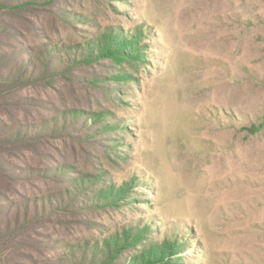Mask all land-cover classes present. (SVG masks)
Wrapping results in <instances>:
<instances>
[{"label":"rangeland","instance_id":"rangeland-1","mask_svg":"<svg viewBox=\"0 0 264 264\" xmlns=\"http://www.w3.org/2000/svg\"><path fill=\"white\" fill-rule=\"evenodd\" d=\"M58 1L16 19L13 50L134 40L121 62H80L28 88L41 105L23 122L82 112L45 137L32 163L70 166L63 176L83 177L90 195L108 185L124 191L119 206L52 214L62 223L42 232L55 248L33 260L62 258L76 242L125 228L145 232L140 248L170 246L174 264H264V0ZM69 182L37 181L25 193ZM32 262L0 253V264Z\"/></svg>","mask_w":264,"mask_h":264},{"label":"trees","instance_id":"trees-1","mask_svg":"<svg viewBox=\"0 0 264 264\" xmlns=\"http://www.w3.org/2000/svg\"><path fill=\"white\" fill-rule=\"evenodd\" d=\"M58 0H0V253L9 250L12 257L23 256L33 261L32 264H174L170 254L174 251L158 244L138 245L144 240L145 232L140 229H125L92 245L75 243V248L68 250L62 258L51 261L33 260V253L54 250L55 241L42 229L56 226L61 221L51 218L52 214L65 213L67 207L77 211L84 208L119 206V194L110 185L99 187L91 195L83 177H64L70 166L32 163L45 153L46 136L60 131L82 113L79 110L58 111L49 120L32 119L23 122L29 115L28 107H40V101L28 96L30 86L42 82L51 85L55 76L70 72L71 67L80 62L92 63L105 57L117 62L124 60L125 50L134 39L92 40L87 38L79 46L62 48L53 44L43 45L38 52L22 47L13 50L10 40L19 32L16 19L26 20L34 8L58 3ZM63 19L73 23L74 15L65 13ZM64 15V13L62 14ZM26 53L27 56H23ZM88 85H96L98 78H82ZM100 86V85H99ZM32 109V108H30ZM31 117V116H30ZM104 117V112L94 113L89 119L93 123ZM88 119V118H87ZM84 122L80 125L85 124ZM72 123V122H71ZM70 123V124H71ZM99 131V129H95ZM94 130V131H95ZM17 161V162H16ZM40 165V166H37ZM43 167V166H42ZM54 180L58 183L70 181V188L63 187L58 192L39 191L40 196L28 197L27 186L35 182ZM97 183V182H94ZM22 189L23 192L20 190ZM87 189V190H86ZM82 192L83 199H74ZM13 195L20 198L14 200ZM135 254L121 258L126 251ZM133 252V253H134Z\"/></svg>","mask_w":264,"mask_h":264},{"label":"bare ground","instance_id":"bare-ground-1","mask_svg":"<svg viewBox=\"0 0 264 264\" xmlns=\"http://www.w3.org/2000/svg\"><path fill=\"white\" fill-rule=\"evenodd\" d=\"M223 52V51H222Z\"/></svg>","mask_w":264,"mask_h":264}]
</instances>
